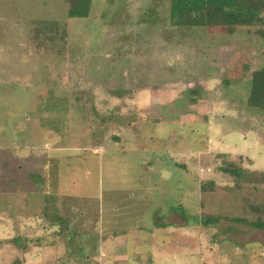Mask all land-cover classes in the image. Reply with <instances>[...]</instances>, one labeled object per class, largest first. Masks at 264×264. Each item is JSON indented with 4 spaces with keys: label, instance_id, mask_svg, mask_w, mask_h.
I'll use <instances>...</instances> for the list:
<instances>
[{
    "label": "rangeland",
    "instance_id": "obj_1",
    "mask_svg": "<svg viewBox=\"0 0 264 264\" xmlns=\"http://www.w3.org/2000/svg\"><path fill=\"white\" fill-rule=\"evenodd\" d=\"M67 10L0 0V264H264V19Z\"/></svg>",
    "mask_w": 264,
    "mask_h": 264
},
{
    "label": "trees",
    "instance_id": "obj_2",
    "mask_svg": "<svg viewBox=\"0 0 264 264\" xmlns=\"http://www.w3.org/2000/svg\"><path fill=\"white\" fill-rule=\"evenodd\" d=\"M66 2L69 17L86 16L91 5V0ZM263 11L264 0H169V19L176 26L252 25L263 21ZM247 104L264 111V65L251 72ZM230 170L235 172L233 169ZM249 224L264 229V219L251 221Z\"/></svg>",
    "mask_w": 264,
    "mask_h": 264
},
{
    "label": "crops",
    "instance_id": "obj_3",
    "mask_svg": "<svg viewBox=\"0 0 264 264\" xmlns=\"http://www.w3.org/2000/svg\"><path fill=\"white\" fill-rule=\"evenodd\" d=\"M64 205V203L62 202V201H56V203L54 204V207H61V206H63ZM68 210H69V208H68ZM39 221H41L42 222V219H40ZM40 222V223H41ZM40 223H39V225H40ZM43 229V228H42Z\"/></svg>",
    "mask_w": 264,
    "mask_h": 264
}]
</instances>
